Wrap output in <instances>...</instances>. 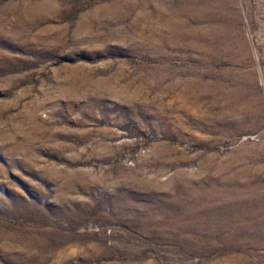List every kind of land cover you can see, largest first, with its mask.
<instances>
[{
  "label": "rangeland",
  "instance_id": "obj_1",
  "mask_svg": "<svg viewBox=\"0 0 264 264\" xmlns=\"http://www.w3.org/2000/svg\"><path fill=\"white\" fill-rule=\"evenodd\" d=\"M0 264H264V0H0Z\"/></svg>",
  "mask_w": 264,
  "mask_h": 264
}]
</instances>
